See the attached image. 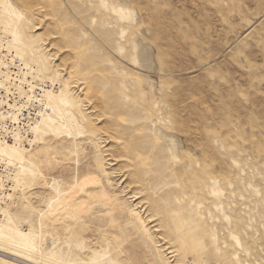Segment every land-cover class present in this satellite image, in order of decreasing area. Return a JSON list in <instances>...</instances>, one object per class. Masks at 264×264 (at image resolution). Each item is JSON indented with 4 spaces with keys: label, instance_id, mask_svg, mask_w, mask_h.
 I'll list each match as a JSON object with an SVG mask.
<instances>
[{
    "label": "rangeland",
    "instance_id": "obj_1",
    "mask_svg": "<svg viewBox=\"0 0 264 264\" xmlns=\"http://www.w3.org/2000/svg\"><path fill=\"white\" fill-rule=\"evenodd\" d=\"M0 21L52 84L1 251L32 264H264V0H0ZM74 176L84 211L70 227L40 222L50 182Z\"/></svg>",
    "mask_w": 264,
    "mask_h": 264
},
{
    "label": "built area",
    "instance_id": "obj_2",
    "mask_svg": "<svg viewBox=\"0 0 264 264\" xmlns=\"http://www.w3.org/2000/svg\"><path fill=\"white\" fill-rule=\"evenodd\" d=\"M8 38L0 29V141L26 144L37 115L44 108L43 94L52 89L51 82H41L35 71L14 56ZM28 67V66H27ZM16 168L0 161V207L13 193L12 177Z\"/></svg>",
    "mask_w": 264,
    "mask_h": 264
},
{
    "label": "bare ground",
    "instance_id": "obj_3",
    "mask_svg": "<svg viewBox=\"0 0 264 264\" xmlns=\"http://www.w3.org/2000/svg\"><path fill=\"white\" fill-rule=\"evenodd\" d=\"M0 23H1V21H0ZM2 23L5 26L11 24V22L9 21L8 18L4 19L2 21ZM2 32L4 34H6L5 30H2ZM6 36L8 38L7 41H8V47L10 49V52H13L15 57H17L18 59L23 61V57L26 55L25 51H27L26 47L28 46V44H26L27 46H25V44L21 43L20 44L21 49H19V46H18L19 43L15 44L17 42V40H16L17 36L15 37L12 35L13 38H11V39L8 37L7 34H6ZM25 66H26V68H28L30 70V67L28 65H25ZM3 67H4V64H3L2 60H0V70H2ZM31 71H32V69H31ZM45 96H46V91L43 94V99H42L43 103H44ZM40 113H41V110H40L39 114ZM39 114L37 115V120H36L34 126L31 128L30 135H28L29 138L26 141V144H24V145L19 144L18 145L17 143L11 144V143H7L4 141H0V161L4 162L6 164V167L10 166V167L16 168V171H14V175L11 179L12 186H13V193L10 196H8L9 200H11V197L13 195L20 192L19 189L21 190L19 180H21L20 174H22L23 170L20 169V165L18 164L19 156L24 153V154H26V157H27L29 155V151H30L29 147H32L33 144L35 143V140H36L35 137L37 135L36 131L41 125V121L39 120V118H40ZM50 160H51V158H50ZM50 160H49L47 153L43 154L42 162H43L44 166H47L49 168V166H51ZM47 167H45V168H47ZM87 182L90 183L91 181H87ZM50 183H51L50 186L48 185L49 186L48 189L50 192H49V194H47L46 197H44V200L42 201L44 204L45 210L43 213L39 214L40 215L39 220H40V222L46 221V222L53 224V225H57L58 222H62V224H64L66 227H67L66 224H68V226L70 227L71 224L74 223V219H76L84 211L81 203H78L75 206L72 205L71 200H70L71 194L77 188L83 187L84 184H79V182L77 181V177L74 178L73 184L70 183L68 185V187L64 186L65 183H63L64 185H62L60 183V181H58L57 179L56 180L53 179ZM48 184H49V182H48ZM67 184H68V182H67ZM100 191H101L100 199L103 200V199H105L106 195H105L103 190H100ZM107 198L104 201H109V200H107ZM9 206H11V201H9L8 203L6 202L3 206L0 207V216H3V213H5L6 209ZM4 215H6V217H5L6 221H7V223H9L8 219H10L11 217H9V214H7V213H5ZM46 240H47L46 237H42V235H41V243H40L39 253L40 254H47L49 256H53L54 255L53 250H52L53 244L51 242H49L48 246L44 245ZM0 253H3V254H6L7 256H10L12 259L15 258V259L23 260L21 257L14 255L13 253H7V252H3L1 250H0ZM23 261H25V260H23ZM25 262L28 264H32V263H29L27 261H25Z\"/></svg>",
    "mask_w": 264,
    "mask_h": 264
}]
</instances>
